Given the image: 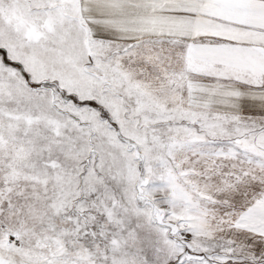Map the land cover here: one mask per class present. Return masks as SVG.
I'll use <instances>...</instances> for the list:
<instances>
[{
    "label": "snow or ice",
    "instance_id": "obj_1",
    "mask_svg": "<svg viewBox=\"0 0 264 264\" xmlns=\"http://www.w3.org/2000/svg\"><path fill=\"white\" fill-rule=\"evenodd\" d=\"M0 264H264V0H0Z\"/></svg>",
    "mask_w": 264,
    "mask_h": 264
}]
</instances>
